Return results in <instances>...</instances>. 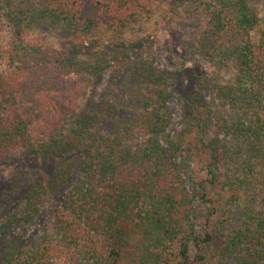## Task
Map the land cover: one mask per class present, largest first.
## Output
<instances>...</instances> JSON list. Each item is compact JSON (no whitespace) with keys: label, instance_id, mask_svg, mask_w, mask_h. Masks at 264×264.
I'll return each mask as SVG.
<instances>
[{"label":"trees","instance_id":"obj_1","mask_svg":"<svg viewBox=\"0 0 264 264\" xmlns=\"http://www.w3.org/2000/svg\"><path fill=\"white\" fill-rule=\"evenodd\" d=\"M164 1L98 0L93 11L86 0H0L13 26L0 41V151L22 147L23 162L39 164L17 169L23 214L7 223H29L70 185L51 229L27 245L7 239L0 264H264V24L252 0L176 1L203 23L182 44L202 72L180 130L173 84L152 80L142 63L122 62L125 80L115 73L109 97L77 110L90 75L126 49L118 14ZM39 25L92 43L106 25L110 46L56 49L26 36Z\"/></svg>","mask_w":264,"mask_h":264},{"label":"rangeland","instance_id":"obj_2","mask_svg":"<svg viewBox=\"0 0 264 264\" xmlns=\"http://www.w3.org/2000/svg\"><path fill=\"white\" fill-rule=\"evenodd\" d=\"M86 1L88 7H94L93 11H99L103 7V5L100 6L98 0ZM176 1L165 0L164 2H158V4L152 2L148 4L147 10L138 14L128 13L129 10L118 14L117 18L120 20L121 26L124 28V23L127 24L123 36L127 45L126 49L117 53L111 67L90 75L91 80L88 86L80 92L78 101L76 100L78 112H82L109 97L110 91L114 90L112 85L116 80L115 73H120L119 67H121L122 62L127 63L128 61V64H126L128 66L133 62V64L142 63L151 71L152 80L155 78L162 85L166 81L173 84L171 90L174 93V98L168 102V106L173 108V117L176 121L175 131L181 129L183 124L181 123L182 102L190 99V96L197 91L198 83L194 74L195 72H202L197 64L198 59L195 53L186 51L182 44L186 40L192 44L196 35L200 33L203 23L197 11L190 14V8L188 9L185 5L175 7ZM252 2L260 9L264 24V0H252ZM12 32V24L4 13L0 12L1 43H7ZM26 36L39 38L56 49H71L74 44L83 43L84 54L97 48L107 49L111 42L109 39L110 31L106 25H102L98 31L90 34L91 39L95 40L94 43L90 42V38L86 39L75 31L64 28H51L47 25L30 27ZM202 61L206 62L204 59ZM205 69L209 72L212 71L211 67L208 66H205ZM125 74H127V71L120 73L119 83L125 80ZM69 76L77 77L73 73ZM163 81L165 82L163 83ZM147 83L148 81L145 83L146 86ZM135 85L138 86L139 84L135 83ZM156 87L158 89L157 85ZM131 94L132 92L128 91L127 102L129 103L127 107H131L130 109L133 110V117V115H137L138 107L135 104L137 96L132 100ZM210 99V90L207 89L204 91L202 102L207 104ZM139 102H141L140 97ZM23 156H25V151L22 147L10 151H0V253L6 250L7 239H16L20 246L27 245L51 229L54 224L55 213L70 187L69 185L52 201L45 200L40 203V213L29 223L23 222L22 219L12 224L7 223L8 215L18 212L19 217L23 214L24 199L21 198V194H17L13 190L14 176L17 169L31 165L39 169V164H36L34 160H29L31 157H28V163L23 162ZM25 228L28 231L25 236H21Z\"/></svg>","mask_w":264,"mask_h":264}]
</instances>
